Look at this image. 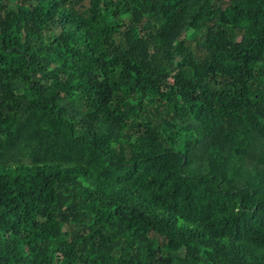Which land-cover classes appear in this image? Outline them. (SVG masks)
I'll return each mask as SVG.
<instances>
[{
	"label": "trees",
	"instance_id": "obj_1",
	"mask_svg": "<svg viewBox=\"0 0 264 264\" xmlns=\"http://www.w3.org/2000/svg\"><path fill=\"white\" fill-rule=\"evenodd\" d=\"M0 264H264V0H0Z\"/></svg>",
	"mask_w": 264,
	"mask_h": 264
},
{
	"label": "rangeland",
	"instance_id": "obj_2",
	"mask_svg": "<svg viewBox=\"0 0 264 264\" xmlns=\"http://www.w3.org/2000/svg\"><path fill=\"white\" fill-rule=\"evenodd\" d=\"M192 33V31L190 32V34Z\"/></svg>",
	"mask_w": 264,
	"mask_h": 264
}]
</instances>
